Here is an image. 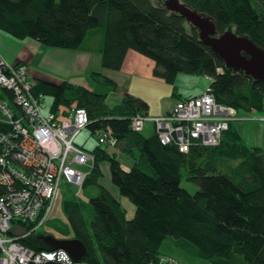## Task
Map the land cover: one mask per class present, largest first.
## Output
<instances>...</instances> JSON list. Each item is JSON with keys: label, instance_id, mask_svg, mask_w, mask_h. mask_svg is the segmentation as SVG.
<instances>
[{"label": "trees", "instance_id": "obj_1", "mask_svg": "<svg viewBox=\"0 0 264 264\" xmlns=\"http://www.w3.org/2000/svg\"><path fill=\"white\" fill-rule=\"evenodd\" d=\"M165 1L0 0V31L17 41L81 51L92 49L88 43L99 35L103 69L120 71L127 53L136 51L153 60L155 76L171 85L179 74L207 77L216 102L233 108L239 117L218 146L206 147L195 140L183 153L175 144H163L157 133L146 138L133 131V118L148 116L149 103L126 93L110 104L117 84L102 73H92L98 88L90 90L68 81L34 79L27 64H15L27 67L37 82L36 94L53 98L52 112L74 106L87 110L95 138L113 130L115 145L100 144L98 138L91 152L94 167L84 186L98 184L101 164L107 162L120 197L136 208L128 220L121 202L101 188L90 200L94 211L90 221L75 196L63 204L67 229L61 239L81 240L89 264H151L171 237L191 244L194 256L208 264H264V146L248 144L237 128L238 122L264 124V80L228 69L201 42L199 30L169 11ZM181 1L210 17L217 34L232 29L264 49V0ZM0 93L12 95L5 89ZM118 153L134 161L130 170ZM184 170L187 180L199 188L194 195L181 185ZM21 242L36 251L47 250L28 239Z\"/></svg>", "mask_w": 264, "mask_h": 264}, {"label": "built area", "instance_id": "obj_2", "mask_svg": "<svg viewBox=\"0 0 264 264\" xmlns=\"http://www.w3.org/2000/svg\"><path fill=\"white\" fill-rule=\"evenodd\" d=\"M36 87L27 67L0 56V89L12 93H0V264H89L75 262L62 249L36 251L21 242L25 236L11 234L15 226L26 229L27 236L47 233L42 229L52 219L63 183L75 185L80 193L95 163L94 155L76 144L90 123L87 110L74 106L47 112L46 96L36 94ZM238 119L236 110L216 102L210 84L201 96L180 100L165 115L136 116L131 127L143 132L152 121L163 144L187 153L195 140L218 146ZM98 138L100 144H116L111 128ZM151 264L185 263L160 255Z\"/></svg>", "mask_w": 264, "mask_h": 264}, {"label": "crops", "instance_id": "obj_3", "mask_svg": "<svg viewBox=\"0 0 264 264\" xmlns=\"http://www.w3.org/2000/svg\"><path fill=\"white\" fill-rule=\"evenodd\" d=\"M0 53L11 64H27L31 69L34 79H43L56 84L68 81L72 84L94 90L97 89L98 86L91 75L92 73H102L117 84V91L110 96V99L113 100V97H115V101L119 102L126 93L140 97L149 103L150 110L148 116L150 117L165 115L172 111L180 100L202 95L210 84V79L207 77L179 74L178 76L181 75V77H179V79L177 77L176 81L188 80L189 82H193V87L196 88L188 89L187 91H181L180 89L178 91L176 87V90H174L175 92L170 94L171 84L167 83L163 78L156 77L154 74L156 63L150 58L133 50L127 53L122 69L117 72L102 68L100 48L81 51L43 48L40 43L34 40L17 41L2 32H0ZM39 55L41 57H38ZM53 71L58 73L59 79L54 76L55 74ZM147 86H150L151 90L145 91L144 89ZM158 88L167 89V95L158 98L154 97V93ZM45 102L47 103L46 111L50 112L53 102H51L50 105L47 101ZM86 131H89V129L82 131L76 139V144L91 153L98 146L99 142L98 138H95L90 131V133ZM142 133L146 138L154 136L156 133L155 124L152 121H147ZM93 139L95 145L93 144ZM110 152L114 153L117 152V150L110 149ZM118 154L119 158L122 159L124 155L122 153ZM122 160L124 161V168L130 170L134 161L125 158ZM84 170L88 171V168H84ZM101 170L103 176L98 180V184H96L93 190V192L99 191V193L92 194L88 192V199L91 200L93 197H97L101 192V188H105L121 202L125 209L126 207L123 205V199L126 200L124 202H126V206L130 209L129 213H127V219H133L136 208L132 206L131 203L127 202L128 199L120 197L119 190L112 183L109 164L107 162L101 164ZM86 187L83 186L81 192L77 193L78 197L82 195Z\"/></svg>", "mask_w": 264, "mask_h": 264}, {"label": "water", "instance_id": "obj_4", "mask_svg": "<svg viewBox=\"0 0 264 264\" xmlns=\"http://www.w3.org/2000/svg\"><path fill=\"white\" fill-rule=\"evenodd\" d=\"M166 8L172 13L184 17L189 24L199 30L201 42L210 46L213 51L224 60L228 69L242 71L256 81L264 80V49L257 46L250 38L238 35L232 29L223 34H217L216 25L210 17L203 16L189 8L181 0H166ZM11 234L24 237L35 245L46 247V251L65 250L77 263H83L88 256L86 245L78 239H60L53 235L41 234L40 240L27 237V230L15 226Z\"/></svg>", "mask_w": 264, "mask_h": 264}, {"label": "rangeland", "instance_id": "obj_5", "mask_svg": "<svg viewBox=\"0 0 264 264\" xmlns=\"http://www.w3.org/2000/svg\"><path fill=\"white\" fill-rule=\"evenodd\" d=\"M100 31L101 30H96V32H100ZM0 32H2V31H0ZM98 39H99V35L95 36V38H91L89 43H88V46L93 47L92 49L97 48L98 43L96 41ZM41 46L43 48H45L43 45H41ZM0 56L3 57L1 55V53H0ZM38 57H41V56L39 55ZM36 67H38V66H36ZM53 72L55 74L54 76L57 79H59L58 73H56L55 71H53ZM181 75H187V74H181ZM181 75L178 76V79H179V77H181ZM185 77H187V76H185ZM193 84H194L193 82H189L188 80H182V81L177 80L174 85H170V88H171L170 94L175 92L174 90H176V87H177L178 91L180 89H181V91L182 90L187 91L188 89H192V88L195 89L196 87H193ZM144 90L149 91V90H151V87L147 86ZM167 93H168L167 89L158 88L154 93V97H156V98L163 97V96L167 95ZM45 101H47L48 104L50 105L51 102H53V98L48 96L45 98ZM109 101H110L109 102L110 104H113L114 102H116L115 97H113V101L112 100H109ZM155 103H157V102H155ZM237 128L240 130L242 135L245 137L248 144H253L256 146H264V124H260V123H256V122H238ZM86 132L90 133L89 131H86ZM57 138L61 139L59 133L57 135ZM93 144L95 145L94 139H93ZM52 147H54V146H52ZM123 158H124V156H122V159ZM125 159H126V157H125ZM104 163H106V162H104ZM183 174H184V178H183V181L181 184L182 187L184 189H187L191 194H193V195L196 194L198 189H199L198 186L192 184L191 182H189L187 180V171L186 170L183 171ZM95 186H96V184L92 182L89 186H87L85 188V190H83L82 195L78 197V194H77L78 193V187H76L73 184L63 183L62 189H61V196L56 200V204H55L54 211L52 214L53 222H51L52 221V219H51V221H49L48 224H46V227L43 228L42 231L52 233L56 237H65V236H63L62 231L67 229V222H66L67 220H66V217L63 213L64 210H63L62 204H64V202L66 200L71 199L75 196L79 198L80 203L84 207L87 219L91 221L94 217V211H93V207L91 205V201L88 199L89 197H87V195L89 194L88 192H90L92 194H98L99 193V191L93 192V190L95 189ZM124 201H126V200L123 199V205L126 207L127 213H129L130 209L126 206V202H124ZM127 202L131 203L128 200H127ZM131 205H132V203H131ZM192 250H194L193 246L191 244H189L188 242H186L185 240H176L175 238L171 237V238H168L163 243L161 252L164 255L170 256L172 258H175V259H177L181 262L187 263V264H208L207 262L196 258L194 256V254L192 253Z\"/></svg>", "mask_w": 264, "mask_h": 264}, {"label": "flooded vegetation", "instance_id": "obj_6", "mask_svg": "<svg viewBox=\"0 0 264 264\" xmlns=\"http://www.w3.org/2000/svg\"><path fill=\"white\" fill-rule=\"evenodd\" d=\"M41 234H36L35 236V240H40L41 239ZM40 238V239H39ZM40 242H42L41 240L39 241V244H41Z\"/></svg>", "mask_w": 264, "mask_h": 264}, {"label": "bare ground", "instance_id": "obj_7", "mask_svg": "<svg viewBox=\"0 0 264 264\" xmlns=\"http://www.w3.org/2000/svg\"><path fill=\"white\" fill-rule=\"evenodd\" d=\"M201 96V95H200ZM197 97H199V96H197ZM91 124V122L89 123V124H87V126L85 127V130H87V129H89L88 127H89V125ZM92 154V153H91ZM85 183V182H84ZM84 185V184H83ZM31 236H33V235H31ZM28 238H30V239H33L34 237H29V236H27Z\"/></svg>", "mask_w": 264, "mask_h": 264}]
</instances>
